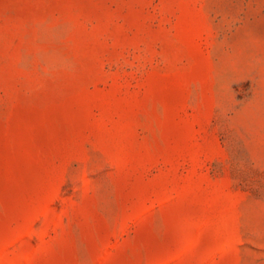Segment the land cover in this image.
Returning a JSON list of instances; mask_svg holds the SVG:
<instances>
[{
	"label": "rangeland",
	"instance_id": "rangeland-1",
	"mask_svg": "<svg viewBox=\"0 0 264 264\" xmlns=\"http://www.w3.org/2000/svg\"><path fill=\"white\" fill-rule=\"evenodd\" d=\"M0 264H264V0H0Z\"/></svg>",
	"mask_w": 264,
	"mask_h": 264
}]
</instances>
